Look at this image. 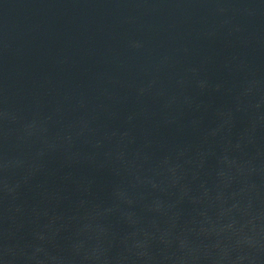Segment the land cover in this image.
<instances>
[{
    "label": "water",
    "instance_id": "1",
    "mask_svg": "<svg viewBox=\"0 0 264 264\" xmlns=\"http://www.w3.org/2000/svg\"><path fill=\"white\" fill-rule=\"evenodd\" d=\"M0 264H264V0H0Z\"/></svg>",
    "mask_w": 264,
    "mask_h": 264
}]
</instances>
